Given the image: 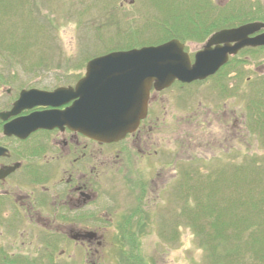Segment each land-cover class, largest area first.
Listing matches in <instances>:
<instances>
[{"label":"rangeland","instance_id":"rangeland-1","mask_svg":"<svg viewBox=\"0 0 264 264\" xmlns=\"http://www.w3.org/2000/svg\"><path fill=\"white\" fill-rule=\"evenodd\" d=\"M195 1L134 0L131 4L129 0H0V96L4 95L1 90L3 84L12 89L13 94L27 88L47 90L66 87L84 73L86 63L93 58L113 51L148 47L151 45L145 44L150 43L159 45L162 40L171 37L169 31L177 26L175 21H185L192 17L185 16V12L200 14L199 8L194 9ZM215 3L222 11L224 9L231 14L250 13L247 17H241L240 21L253 19L254 22L264 24V0H216ZM179 28L181 31L182 28ZM205 28L201 27L202 31L198 35L194 31H181L184 33L181 37L189 42L187 47L191 52L199 50L208 36L215 32L204 31ZM224 83L226 92L220 93L222 89L219 85ZM189 93V101L192 99L193 102L196 100L201 104L202 116L199 115L195 125L189 127L188 124H182L176 113L172 115L170 109L165 113V121L159 124V128L148 139L152 146L148 162L151 165L148 181H156L155 174L160 165L161 172L169 180L166 183L167 190L162 193L160 200L153 201L150 211L144 214V221L148 224L140 225L139 228L135 225L130 229L134 237L138 235L136 237L139 241L134 247L136 253L146 256L150 264H212L211 243L205 241V233L211 232L208 225L212 224L217 215L214 214L215 211L210 216L202 214L197 205L205 207L209 203V207L214 210L215 204L218 211L224 210L228 215V207L220 208L226 205V202L222 204L221 198L228 201L235 199L238 192L242 195L245 193L243 190L247 186L244 180L241 181L240 190L235 189L237 178L233 177L231 164L247 166L253 163L264 169V126L258 124L256 127L253 123L256 117L253 118L254 121L251 117V112L254 114L258 110L261 120L264 118V49L241 51L231 59L228 68L218 78L198 87H190ZM178 94L174 90L168 103H176ZM223 105L227 111L232 112V125L235 121L241 124L240 129H233L231 132L233 139L228 152L230 162L222 154L226 151H220L221 149L213 146L211 149L204 142L209 138L208 135L216 138L223 136L222 128L213 125L209 131H203L200 126L202 122L214 121L223 111ZM178 107L180 110V103ZM207 108L213 113L207 115L204 111ZM181 131L183 136L189 133L193 137L189 141L185 138L189 143L188 145L184 142L188 151L182 153L179 150L181 144L178 142ZM228 136L230 135L225 133V137ZM212 155L220 156L219 162H212ZM204 157L210 158L208 162L202 161ZM169 162L174 163L166 166ZM220 162L227 171L225 179L218 182L214 177L221 167L217 165ZM163 163L166 167L162 166ZM181 167L184 172H198V175H193L191 179L184 178V188L177 196L178 192L173 190L174 177L178 175ZM117 180L122 188L118 196L119 208L124 213H130L136 205L135 195L131 196L126 192L125 179L119 177ZM209 181L214 183L215 192L217 191L213 199L205 198L208 193L200 190ZM260 211L251 220L256 224H264V206L260 207ZM197 224L205 230L199 231ZM231 230L228 227L226 233L231 234ZM5 232L6 234L0 228V233L4 236L11 235L10 232ZM19 232L16 241L7 236L3 239L4 242L14 245L20 239H28L27 233L22 229ZM248 233L247 228L243 237H240L241 241L230 239L220 249L223 251L230 248L229 242L240 245L242 247L239 249V259L243 264H258L264 258V240L253 249L244 243ZM104 237L122 238L119 230L115 234L105 232Z\"/></svg>","mask_w":264,"mask_h":264},{"label":"flooded vegetation","instance_id":"flooded-vegetation-1","mask_svg":"<svg viewBox=\"0 0 264 264\" xmlns=\"http://www.w3.org/2000/svg\"><path fill=\"white\" fill-rule=\"evenodd\" d=\"M221 30L211 33L196 52L188 49L189 42L175 40L183 45L184 52L193 64L195 55L203 50L209 38ZM263 31L261 29L258 33ZM246 49L250 48L240 50L235 56ZM235 56L229 57L227 63L215 74L203 80L186 83L174 80L161 90L152 87L144 117L133 131L112 143L92 140L67 125L51 121L39 123L23 138L20 134L9 135V131L4 132L7 125L15 122L18 125L21 119L32 115H47L70 108L75 99H71L68 93L59 98L58 104L55 100L45 105H34V102L29 101L16 110L14 115H8L23 92L37 90L51 93L57 89H66L74 93L76 83L86 76V65L84 73L66 87L47 90L27 88L13 94L12 89L3 84L1 90L4 95L0 96V115L5 116L0 117V228L5 234L7 231L11 235L0 233V264H150L146 256L136 253L134 247L139 239L136 237L138 235L134 237L130 233V229L135 225L139 228L140 225L148 224L144 221V214L150 211L153 201L160 200L162 193L167 190L166 183L169 180L161 172L160 165L155 174L156 181H148L151 170L148 162L152 148L148 139L159 128V124L165 121V113L170 109L182 124L193 127L192 124L195 125L202 114L200 102H193L192 99L189 101L187 95L190 94V87H198L218 78ZM219 86L222 89L220 93L226 92V83ZM174 90L179 94L175 98L177 102L171 104L168 98ZM178 103L181 104L180 110ZM204 111L207 115L212 112L210 108ZM220 115L212 122L200 123V126L203 131H209L213 125L222 128L223 136L217 139L208 135L209 138L204 142L211 149L213 146L226 151L222 154L230 162L228 152L233 139L231 132L240 129L241 124L235 121L232 125V112L227 111L225 105ZM225 133L230 136L225 137ZM180 135L178 142L182 153L188 151L184 142L193 137L189 133L183 136L182 131ZM218 157L212 155V162L218 160ZM209 159L204 157L202 161L208 162ZM119 177L126 181V192L131 196L134 194L136 198L135 208L130 213H124L119 208L118 196L122 189L117 180ZM185 177L184 168H179L173 187L178 192L177 196L182 193ZM20 229L27 233L28 239H20L14 245L4 242L7 236L16 241ZM117 230L122 238L104 237L105 232L115 234Z\"/></svg>","mask_w":264,"mask_h":264},{"label":"water","instance_id":"water-1","mask_svg":"<svg viewBox=\"0 0 264 264\" xmlns=\"http://www.w3.org/2000/svg\"><path fill=\"white\" fill-rule=\"evenodd\" d=\"M133 1L129 0L131 4ZM263 28L264 24L254 22L213 34L203 50L195 55L193 64L177 40L93 58L87 62L86 76L76 83L74 93L66 89L51 93L23 92L8 115H14L29 101L34 105H45L55 100L58 104L59 98L68 93L71 99H75L70 108L21 119L18 125L15 122L4 127V132L20 134L23 138L39 123L51 121L67 125L92 140L103 143L119 141L144 117L152 87L161 90L174 80L186 83L215 74L240 50L264 47V32L258 33Z\"/></svg>","mask_w":264,"mask_h":264},{"label":"trees","instance_id":"trees-1","mask_svg":"<svg viewBox=\"0 0 264 264\" xmlns=\"http://www.w3.org/2000/svg\"><path fill=\"white\" fill-rule=\"evenodd\" d=\"M216 1V0H215ZM214 0H196L194 2L195 6L194 9H198L200 11V14L196 13H190V12H185V16H192L190 19H185V21L182 20H177L175 21V25H177L175 28H171L169 31L171 34V37L168 39L166 38L165 40H162V43L167 42V40L171 39H178V40H184L182 34V30H187L188 31H194L196 35L199 34V31L201 27H206L204 31L207 32H213V31H218L221 29H226V28H235L244 24L252 23L253 19L250 20H245V21H240L241 17H247L250 15L249 12H244L241 14H236L230 11H225L215 3ZM193 4V5H194ZM259 9L257 10V12ZM242 15V16H241ZM178 17V15H176ZM204 17V18H203ZM203 19V20H202ZM259 20H263L260 19ZM202 21V22H201ZM254 22V21H253ZM183 25H193V27L186 26L184 27ZM181 27V31L180 28ZM199 27V30H198ZM173 31V32H171ZM176 31V32H175ZM145 43V42H144ZM153 43V41H152ZM160 43V44H162ZM131 45V44H130ZM145 45H157V44H145ZM140 47V46H139ZM264 48H257V49H250V51H260L263 50ZM256 112H251V117L252 120L253 118L256 119L254 121V125L260 124L264 126V118L261 120V115H259V111L255 110ZM255 115V116H254ZM260 116V117H259ZM263 117V116H262ZM215 162H219L216 160ZM220 164V165H219ZM217 164L218 166H221L219 168L218 174H216V177L214 179H217L215 181H221L224 178V175L227 171L225 170V165L220 162ZM216 165V166H217ZM232 166V171H233V177H236V184H235V189L240 190V184L241 181L245 180L246 187L244 188V194L242 195L241 193H237L235 199L231 198V200H227L225 198H221L222 204L226 202V205L220 208H227L228 207V215L225 213L226 211L224 210H219V208L215 207V204L211 201V205L213 206L214 204V210H212V207H209L205 205V207L201 204L197 205V208L202 210V214H208L209 216L211 214L217 215L213 221L212 224L208 225L210 227L211 232L205 233V241L208 243H211L210 246V257L212 258L211 263L212 264H238V260L240 261L239 264H243V261L239 259L240 257V251L239 249L242 247L240 245H234L229 242L230 248L224 249L223 251L220 249V247L225 245L226 242H228L230 239L231 240H237L241 241L240 237H243V232L245 229H249V233L247 235L246 241L244 243L247 246H254L258 245L261 240H264V224L263 222H260L256 224L255 222L251 221L253 216L258 215L260 211V207L264 206V187H262V184H264V169L258 168L257 165L255 164H248L247 166L243 164H238L233 163L231 164ZM186 174V179H191L194 176L198 175V172H195L194 174H189L188 172H185ZM201 175V174H200ZM243 178V180H242ZM248 178V182H247ZM225 183V181H224ZM206 184V185H205ZM204 184V188L200 187V190L202 189V192L208 193L204 197L205 198H211L213 199V196L216 195L215 193V187L213 186V182L209 181ZM258 184V185H256ZM186 185V183H185ZM252 185V186H251ZM254 185V186H253ZM250 186V187H249ZM187 187H189L187 185ZM187 190V188H186ZM246 208L244 211L239 212V209ZM216 209V210H215ZM217 211V212H216ZM191 216V214H189ZM198 230L199 231H204L203 227L198 225ZM228 227H231V234L228 232L226 233ZM226 234V235H225ZM230 240V241H231ZM254 249V248H253ZM258 264H264V258L259 262Z\"/></svg>","mask_w":264,"mask_h":264}]
</instances>
